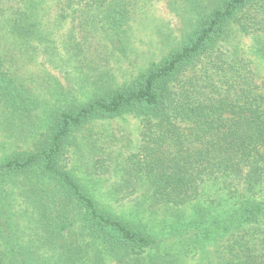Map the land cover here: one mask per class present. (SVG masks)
<instances>
[{"label":"trees","instance_id":"trees-1","mask_svg":"<svg viewBox=\"0 0 264 264\" xmlns=\"http://www.w3.org/2000/svg\"><path fill=\"white\" fill-rule=\"evenodd\" d=\"M166 1L180 20L175 40L157 27L167 51L120 84L81 71L93 88L77 100L56 78L37 84L18 69L32 42L49 53L47 6L69 20L64 40L88 69L96 35L109 43L99 53L126 54L139 0H0V126L25 145L0 155V264H264V75L229 47L251 36L264 66V0ZM124 114L139 117L142 143L119 189L170 212L159 231L111 212L68 166L75 132Z\"/></svg>","mask_w":264,"mask_h":264},{"label":"rangeland","instance_id":"rangeland-1","mask_svg":"<svg viewBox=\"0 0 264 264\" xmlns=\"http://www.w3.org/2000/svg\"><path fill=\"white\" fill-rule=\"evenodd\" d=\"M47 8L48 15L44 19V27L50 33L49 53H45L42 43L32 42V46L36 49L33 50L32 56L20 57L18 69L28 77L32 75L31 78L36 82L37 80L40 81L36 76L43 74L52 77V82L56 78L60 85L65 88V92L70 91L69 95L74 96L77 100L87 98L93 88L92 84L84 80L81 71L93 69L91 71L93 73L96 70H108L115 78L114 82L120 84L167 51L168 43L161 38L162 36L157 27H160L161 31H168L170 40L177 38L180 27L179 18L168 8L166 0H139L138 10L131 23L130 46L126 54L124 55L116 50L114 52L99 53L103 48L97 45H109V43L96 35L93 41H100H94L92 46L97 48V52H86L91 59L93 58V63L91 60L90 68L81 67L80 69L76 67L79 65L75 63L77 57L73 54V48L64 40L70 33L69 20L58 23L53 17L56 8L51 6H47ZM77 29L75 28L74 33L77 40L80 41L81 32H78ZM238 35L229 44L230 49L235 48L238 54L250 59L253 66L264 75V66L262 60L255 53L253 38L249 35H241L240 37ZM86 51L88 50L86 49ZM98 55H105L106 57L105 60H97L99 67L96 63L94 64V59L99 57ZM37 84L35 89L44 93L42 96L46 97L52 106H57L59 104L57 95L49 96L46 91L39 90L42 88ZM141 129L140 119L134 114H124L116 118L93 120L85 123L75 132L72 143L69 145L68 166L94 198L105 207H108L111 212L131 220L135 224L144 225L151 222L150 220H154L150 227L155 231H159V221L164 220L167 225L173 224L170 212L154 211L152 208L161 209L144 204L143 192L135 191L134 187L128 189V191L130 190L129 193H126L127 191L124 189H119L125 182V169L129 166L131 156L138 152L142 143ZM9 131L8 129L3 130L0 126V155L5 151L10 152L13 147L18 145L25 147L24 142L16 137L13 141L8 136ZM129 180L135 181L133 178ZM16 196H14L15 203H18L21 196ZM185 213V220L187 221L192 214ZM20 224L25 227V219H22ZM164 228L166 231L169 230L167 226ZM76 230L77 228L74 226V231ZM25 231L29 233L27 228H25ZM174 240L176 241V239ZM208 245V249L211 250L212 244ZM200 261L201 259L198 256H188L185 264H200ZM204 261L205 259L202 260L201 264H204ZM103 264L116 263L105 256Z\"/></svg>","mask_w":264,"mask_h":264}]
</instances>
